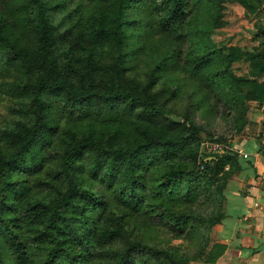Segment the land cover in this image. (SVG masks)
<instances>
[{"label": "trees", "instance_id": "16d2710c", "mask_svg": "<svg viewBox=\"0 0 264 264\" xmlns=\"http://www.w3.org/2000/svg\"><path fill=\"white\" fill-rule=\"evenodd\" d=\"M87 1L93 9L84 21L69 23L65 10L70 0H0V62L18 68L16 96L22 100L18 116L5 123L0 135V234L13 257L12 264H33L27 242L45 251L41 264H62L57 263L59 255L66 256L68 264H81L80 258L100 257L108 243L121 238L125 242L112 251L113 264H130L133 250L180 264L167 251L130 239L121 223L105 217L107 199L92 188L79 187L77 171L101 174L111 196L136 210L142 199L132 185L141 169L163 155L168 164L156 174L158 181L164 184L189 176L192 170L186 164L171 159L184 154L195 161L201 145V128L186 114L181 122H156L169 114L161 101L162 90L152 91L149 79L142 83L125 75L126 13L145 0ZM147 1L163 31L183 24L185 0ZM214 1L218 6L219 0ZM213 26H219V21ZM257 32L264 36V26L257 27ZM216 55L228 63L241 59L237 48L225 54L211 46L195 55L193 62L204 65ZM248 58L252 70L264 74V50ZM218 75L226 78L229 86L226 105L256 95L253 91L245 94L243 81L232 72L222 68L212 77ZM50 107L67 120L61 134L54 132L62 180L51 179L56 194L48 200L33 195L45 188L46 178H18L17 171L31 173L42 167L39 151L51 142L49 131L53 129ZM203 154L202 174L212 183L218 184L220 178L226 181L241 169L236 151ZM117 170L131 188L115 185ZM163 211L178 223L184 221L182 214L165 207ZM224 216L211 215L203 222L208 228ZM225 248L214 242L204 262L215 263ZM0 264H4L1 252Z\"/></svg>", "mask_w": 264, "mask_h": 264}, {"label": "rangeland", "instance_id": "374dc122", "mask_svg": "<svg viewBox=\"0 0 264 264\" xmlns=\"http://www.w3.org/2000/svg\"><path fill=\"white\" fill-rule=\"evenodd\" d=\"M251 1L250 4V0H219L217 6L214 0H185V20L179 28L171 31L158 27L147 0L136 2L126 13L128 21L123 25L125 75L142 83L149 79L152 91L162 90L161 101L169 114L158 117L157 123L181 122V117L186 114L201 128L197 159L190 160L184 154L171 159L176 164H186L192 170L191 175L163 184L155 176L168 161L163 155L152 158L148 166L141 169L137 183L132 185L142 199L133 210L131 205L120 204L111 196L101 174L94 176L88 169L76 172L81 179L80 188H92L98 196L107 199L105 217L109 221L117 220L130 239L167 251L180 264H209L204 262V258L215 242L222 219L208 228L203 219L211 215H226L224 189L227 180L220 178L215 184L202 174L200 162L204 159L203 153L210 151L204 143L218 142L234 149L231 140L251 136L260 142L264 134V74L254 72L248 58L264 50V36L257 32V27L264 26V0ZM92 9L93 4L87 0H70L65 12L69 23H74L83 22ZM216 20L219 26L214 27ZM211 46L225 54L237 48L241 59L228 63L226 58L216 55L204 65L195 64L194 56ZM222 68L243 81L245 94L253 91L256 95L240 99L234 106L226 105L227 80L221 75L212 77ZM19 75L18 68H8L0 62V135L5 123L17 117L22 106L21 98L16 96L15 79ZM49 113H53V129L49 131L51 142L39 151L42 167L31 173L17 171L18 178H46L43 180L45 188L33 195L44 196L48 200L56 194L53 181L62 180L57 171L59 143L55 136L57 132L61 134L67 120L55 108L50 107ZM114 174L118 178L117 187L131 188L118 170ZM163 207L182 214L184 221L178 223L166 216ZM124 242V238L111 241L104 255L80 258V263L113 264L115 256L112 251L122 248ZM27 244L33 264H41L45 251L32 242ZM0 252L4 264L13 263L1 234ZM129 260L130 264H168L138 250L130 252ZM57 263L68 264L69 260L59 255Z\"/></svg>", "mask_w": 264, "mask_h": 264}, {"label": "crops", "instance_id": "0c3cea01", "mask_svg": "<svg viewBox=\"0 0 264 264\" xmlns=\"http://www.w3.org/2000/svg\"><path fill=\"white\" fill-rule=\"evenodd\" d=\"M264 134L231 140L241 169L227 179L226 215L215 242L226 246L212 264H264ZM262 143V144H261ZM246 153L247 158L241 156Z\"/></svg>", "mask_w": 264, "mask_h": 264}, {"label": "built area", "instance_id": "2783aa9c", "mask_svg": "<svg viewBox=\"0 0 264 264\" xmlns=\"http://www.w3.org/2000/svg\"><path fill=\"white\" fill-rule=\"evenodd\" d=\"M206 144H207V142H205ZM205 143H204V146H205V148H209L210 147V152L212 153H215V152H222L224 149H226V150H228V151H235L234 149H230V148H228L227 146H225V145H222V144H219L218 142H210L209 144H207V145H205ZM204 148V147H203ZM202 150H204V149H202ZM237 152V151H236ZM241 156L243 157V158H247V154L246 153H242L241 152Z\"/></svg>", "mask_w": 264, "mask_h": 264}]
</instances>
